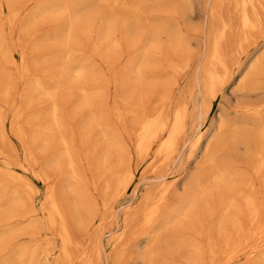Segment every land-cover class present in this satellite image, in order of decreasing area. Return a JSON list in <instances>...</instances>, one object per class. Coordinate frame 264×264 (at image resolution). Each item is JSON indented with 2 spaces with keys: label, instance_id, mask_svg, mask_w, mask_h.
Masks as SVG:
<instances>
[{
  "label": "bare ground",
  "instance_id": "obj_1",
  "mask_svg": "<svg viewBox=\"0 0 264 264\" xmlns=\"http://www.w3.org/2000/svg\"><path fill=\"white\" fill-rule=\"evenodd\" d=\"M81 1L83 2L81 5L82 6L81 8L83 9V11L85 8V11H86V7H87L86 4L90 5V3L92 1L89 3H88V1H90V0H81ZM94 1L96 4L97 2L100 3L102 0H94ZM109 1L110 0H108V2ZM111 1H112L111 2L112 4L113 3L115 4L117 2L116 0H111ZM124 2L127 3L128 1L126 2V0H124L123 3ZM153 2L157 3V4H159L158 2H164L165 4H168V6L165 7V9L167 8L166 9L167 11H161L162 15L154 16L156 18V22L151 21V20L149 22L148 14L151 12H152V14H154V12L157 11V9H156L157 6H155V8H154V9H156V11L151 10V9H153L151 7L153 5L152 4ZM118 3H120V0H118ZM123 3L122 4L120 3L122 7L119 4L120 8L121 9L123 8V11L125 12L124 15L122 12L123 16H120V18L122 20H124V18H125V20L122 22L126 21V16H127V21H128L126 23L130 22L129 16L126 15L129 12L130 14L129 13L128 14L131 15L132 18L136 19V21H138V24H140L141 22L143 23V24L141 23L142 25H140V26L142 29L144 28L143 29L144 34L147 33V35H145V37L146 38L148 37V38L146 39V38H144V35H142V36L140 34L139 35H140V38L141 37L144 38V39H142V40H144V42L143 41L141 42V43H144V44H142L143 46L146 45L144 48H146L147 45L150 46L152 44L157 43V44H159V48H161L160 45L163 46L162 47L163 50L174 51L175 55L170 56V57L168 56L167 58L165 56L166 62L164 59V63H166L165 64L166 69L173 73L172 79L175 76L180 77V76L184 75L188 71V69L191 67V62H192L190 59L191 57L189 58V56L185 55V58H183L184 57V56H182L183 53H182V55L179 53L184 52V51L190 53V49H189L190 47L188 48V46H190L189 44H191L190 43L191 41H194V38L192 36H189L192 38L188 37V35H187L188 31L186 32L187 34H185V32H183L181 29H179V28L175 29L174 26H173V28L171 27L172 29H168V27L171 26L172 21L174 19L177 20L178 18H180L183 20V22L182 21L181 22H182V27H184L183 23L185 25V22L188 21L187 20L188 15L192 18V19L190 18L191 21L196 17L200 18L203 15L204 16L206 15L208 20L210 21V25H209L208 29L205 28V29L209 30V35H208L209 40H208V45H207V52L205 53V56L203 59L204 61H203V63H201L202 65L198 70V72L201 70L199 72V73H201L199 75L200 80L195 84L192 81L194 86H192L191 88L190 87L186 88L185 90H187V91H185V93H182V96L180 97L178 102L175 103L174 106L172 108H170V110L168 109L167 113H165V110H164L165 106L163 108H160L159 110H157L155 112L154 111L151 112V110H150V112H148L145 109L146 105H145V108L143 107L145 99L148 96L147 97L145 96V91L141 89L142 87L139 88L140 86L137 84V83H139L140 80H142V78H139L141 75V70H139L138 67H139V65L141 67V65L144 63V61L147 62V59H149L148 58L149 55L145 54L147 51L144 50L143 54L141 55L140 58H138L137 61H136V59H135V61H131V64L129 67V79L130 80L132 79V80L130 81V83H128V84L126 83L127 85H129L128 96H127L129 108L125 109L126 111L123 110L122 113L120 114V116L125 111L127 113V115L125 114L126 117H124V120H125V118H127L128 115L130 116V119H131L132 131L130 133V138H131L130 140L132 141V144L134 147L132 150V154L130 156L128 155V157H129V161H130V157H131V159L135 162L134 163L135 167H133L132 170L128 169L127 171H124V175L122 174L123 172L121 173V171H123V169L120 170L119 164H118V167H116V168H119L118 173L120 172L122 175L120 174V177L119 176H118L119 178L117 177V179H118L117 182H115L116 180L114 181L116 184H115V188H114L115 189L114 194L111 198L112 200L110 199V201L108 200L106 203L103 204V207H105L104 210L107 211L108 213L107 214L105 213L106 214V215L104 214L105 216L102 213L103 216H101V217H98V216H100L99 213L96 214V216L98 215L97 220L99 222V223H97L96 227H98V224H101L103 222L105 224V221H108L107 218L111 215L110 214L111 210L113 209V205L115 204V201L113 199L114 198L117 199V197L120 194L126 192L129 184L133 180V176L135 174V171L137 170V168H139V166L141 164L147 163L146 166L150 167L148 170L151 169L152 170L151 172L154 171L153 173H155V172L158 173V171H160L161 169L164 170V168L168 167L170 163L174 162V160L181 157L182 153L186 149H187V155H186V160H187L186 163L187 164L186 165L188 166V169H186V171H184L185 169L183 170V172H184V173H182L183 178L181 177L182 180H179V181H181V182H179V186L181 189L184 190V194H187L186 195L187 197H183V200L181 199L182 203H180L179 206H177V207L175 206V208H176V209L174 208L175 210L169 209L171 211L167 210L168 213L166 211V213H167L166 214L167 216L165 215L166 218L163 216L165 218V219L163 218L165 220V222H164V220H162L163 222L160 221V223L162 222L161 224L160 223L155 224L156 220H158V217L165 211L164 207L166 204V200H167V197H169V193L171 191V185H173L172 183L174 182V181L172 183H171V181L168 183L163 182L165 177H164V175L160 174V179L162 182L159 181L160 184L156 185L157 187L159 186L158 188L156 187L157 188L156 194L155 195L153 194V196L148 195L149 196L148 199L146 198L147 205H146V202L144 201L145 202V204L143 203L144 208L140 207L141 210L138 209L139 207L137 208L140 211H133L134 213L131 212V214L129 213L130 215H126V217H124V220L122 219V221H123L122 225L123 226H122L121 231L119 233H117L115 237L113 236L114 238L112 239L111 244L113 245V248L118 249V251L116 252L117 256H115V254L113 255V258H115V261H116V262H114V264H125V259H127L128 254H129V253H127V251H129V250H127V249H129L128 248L129 244H130V246L133 244L134 247L135 246L137 247V245H138L140 248L139 249L140 252L136 253L137 255L134 258V262H133L134 264H237L242 259H244L245 264H264V0H133L132 4H130V2H128V4L123 5ZM149 3L151 5H148ZM5 4H4V6H6ZM8 4H9V2H8ZM15 4H17V3H15ZM73 4H74V2L71 5H73ZM102 4H104V3L102 2ZM106 4H107V0H106V3L104 5H106ZM109 4L107 5L108 8L112 5L111 4L109 6ZM146 4L151 7V8L149 7L150 11L147 9H146L147 11L145 10V8H146L145 6H147ZM207 4H209V9H206ZM46 5H48V4H46ZM49 5H51V4L49 3ZM84 6H86V7H84ZM115 6L117 7L118 5H115ZM119 6H118V8H119ZM10 8H11V6H10ZM159 8L160 7L158 6V9ZM1 9L2 8L0 7V16L3 13V11ZM109 9L107 10V12H110ZM112 9H114V8H112ZM112 9H111V11H112ZM99 10L100 9H98L97 11H99ZM103 10H105V9H103ZM160 10H163V9H160ZM126 11H128V12L126 13ZM100 12L102 13L101 15H103V16L105 15V14H103L102 11H100ZM120 12H118V13H120ZM22 13H23V10H21V9H13V10L8 12L9 17H11V19L14 20L13 23L16 22L15 20L18 17H20ZM111 13L112 12H110L109 14H111ZM156 13H158V12H156ZM107 15L105 18L106 20H108ZM22 16H23V14H22ZM103 16H101V17L103 18ZM9 17H8V19H9ZM21 17L19 18V20L21 19ZM108 18H110V17H108ZM128 18H129V20H128ZM97 20H99V19H97ZM103 20H104V18L102 19V22H104ZM106 20H105V22H106ZM133 20L131 19V21H133ZM111 21H112V23L116 22L113 20H111ZM102 22H101V24H105L104 26L106 27V29H107V27H110V24H108L109 26H107V23H102ZM196 22H198V21H196ZM1 23L2 22H0V24ZM119 23L121 24L120 21H119ZM132 23L130 24L129 27L126 25V27H128V28L125 30V32L123 31L124 36H125V33L127 35H129L127 37L128 39L132 38L133 35L137 36L136 34H133L134 24L132 25ZM117 25H119V24H117ZM124 25H125V23H124ZM100 26L101 25H99V27ZM111 27H114V25H112ZM130 27H132L131 29H133V30H131ZM199 27H201V26L199 25ZM116 28L117 27H115V31H116ZM120 28H122V27H120ZM111 29H109V30H111ZM183 29L185 30L186 26ZM101 30H103V29H101ZM109 30H107V31H109ZM145 30H146V33H145ZM99 31H100V29H99ZM99 31H97L96 33H98ZM118 31H119V29H118ZM30 32H31V30H30ZM112 33L116 34V32H114V30L112 31ZM112 33H111V35H112ZM131 34H133V35H131ZM193 34H194V32H193ZM96 35L98 36V34H96ZM111 35L109 34V36H111ZM195 35H196V33H195ZM206 35H207V33H206ZM109 36H106V39ZM113 37L115 38V36H112V38L111 37L108 38V39L111 38L112 40L111 41L109 40L110 42H108L107 45L110 44L111 47L115 48L120 43L119 42L120 39L118 40V42H119L118 43L117 41L114 40ZM122 38H123V34H122L121 39ZM108 39H107V41H108ZM123 39H126V36ZM132 39H134V38H132ZM195 39H196V37H195ZM102 40H104V38H102ZM102 40H100V42ZM138 40H140V39H137V41ZM126 41H128V43H129L130 40H126ZM134 41H133V43H134ZM95 43L98 44L97 42H95ZM104 43H106V42H104ZM100 44H102V43H100ZM131 44H132V42H131ZM192 44H194V42ZM80 45H81V43H80ZM107 45H105V47ZM93 46L95 47L94 44H93ZM0 47H1V45H0ZM127 49H128V47H127ZM188 49H189V51H188ZM119 53H121V51ZM111 55H112V52H111ZM4 56L6 59V55H4ZM178 56H179V58H178ZM20 57H21L20 59L22 60L21 62L24 61L26 63L25 54L21 53ZM85 58H87V57H85ZM9 59H10V57H9ZM152 60H154V59H152ZM75 63H74V66H75ZM147 63H150V62H147ZM147 63H146V65H147ZM159 64H160V62H159ZM77 65L79 66L78 62H77ZM124 65H125V63H124ZM165 65H162V66H165ZM72 66H73V63L71 65V67ZM81 66L82 65L80 64V67ZM20 67H21V69L22 68L24 69L26 67V65H25V67L23 65ZM80 67H79V70L82 71L84 67H82V68H80ZM75 68H77V67H75ZM25 69H27V68H25ZM29 69H30V66H29ZM29 69H27V70L30 71ZM147 69H149V68H147ZM150 69H153V68H150ZM150 69H149V71H150ZM161 69H163V68H161ZM27 70H25V71L28 73ZM48 70H50V69H48ZM52 70H54V69H52ZM154 70H156V69H154ZM72 71L76 72L75 69H72ZM121 71L122 70H120L119 72H121ZM149 71L147 70V72H149ZM161 71H163V70H161ZM164 71H165V69H164ZM1 72H3V71H1ZM9 72H11V71H9ZM93 72H95V71H93ZM22 73L24 74V72H22ZM53 73H54V71H53ZM79 73L80 72H78V74ZM144 73H145V70H144ZM152 74L153 73L151 72V75ZM49 75H51V74H49ZM76 75H77V73L74 76H76ZM148 75L150 76V74H146V76H148ZM170 75H168V73L166 72L165 77L163 76V79H161V80H162V82L164 81V84H165V82H167V83L170 82ZM56 76H58V75H56ZM0 77H3V79H4L3 75ZM153 78H154V75H153ZM146 79H147V77H146ZM194 79H195V75H194ZM144 80H145V78H144ZM177 80H178V78H177ZM157 81H158V79H157ZM174 81H176V80H173L172 82H174ZM38 82H42V81H37L35 84H33V86L38 91V93L40 95H42L45 92V90H47V88H45L44 83L41 84ZM97 82H95V84ZM14 84L15 83L13 82V78L9 76V77H7L6 81L2 85H0V98L3 101L6 102V100H8L10 98L9 97L10 94L12 95L11 92H13V90L15 89ZM157 85H153V87L157 86ZM169 85L171 86L172 84H169ZM173 85H174V83H173ZM175 85H177L176 82H175ZM191 85H192V83H191ZM56 86H58V85H55V87ZM151 86L152 85H150V92H151ZM188 86H189V84H188ZM160 87L163 88V83H161ZM227 87L230 88L229 92L226 91ZM155 88L156 87H154V89ZM170 89H172V91H173V87L168 88L169 91H170ZM81 90L83 92V93L81 92V94L84 97V99H83V97H81V99L84 100L85 105L87 104L86 107L89 109V116H90L86 120L87 121L86 126H91V124L93 122L92 116L95 115V110H92L91 106L88 107L89 106L88 102L90 101L88 97H89V93H91V92L86 93V91L84 89H81ZM86 90H87V88H86ZM48 92H50V91H48ZM87 92H88V90H87ZM27 94H29V93H27ZM153 94H155V92ZM194 94L200 97L199 104L195 105L193 103L192 96ZM148 95H149V92H148ZM168 95L166 97L169 100L170 97H168ZM42 96H44V94ZM171 96H172V94H171ZM38 97L39 96H37V98ZM62 98L63 97H61V99ZM51 99H53L52 101H54V99L57 101H60L58 98H55V97L50 98V100ZM71 99H73V98H71ZM71 99H70V101H71ZM218 99H219V101L215 106L214 102L217 101ZM29 100H30V98H29ZM85 100H87V101H85ZM232 101H234V103H232ZM78 102H81V101H78ZM124 103H126V101ZM137 103H139L140 109H137ZM44 104H46V103H44ZM53 104H55V102L52 103L53 107H50V109L48 111L49 117H50L49 121H51V124H53V126L54 125L56 126L57 123H60L59 118H62L60 116L61 111H59L62 107L60 108V106L58 105L59 103H57L55 105H53ZM17 105H19V104H17ZM116 105L118 106V104H116ZM11 107H13V106H11ZM161 107H162V105H161ZM57 108H59V110H57ZM79 108H78V110L76 109L77 112L79 111ZM41 109H43V108H41ZM76 110L74 112H76ZM213 110H214L213 115L209 119L210 114ZM35 111H36V109H35ZM70 111H72V110H70ZM117 111H119V110H117ZM117 111L115 110L116 114H117ZM107 112L110 113V110H108ZM82 113H83V111H82ZM72 114H73L72 115V117H73L74 113H72ZM21 115H22V113H21ZM80 115H82V114H80ZM107 115H108V113H107ZM194 115H198L199 120H197L198 121L197 123L194 122ZM35 116L36 117H34V118H37V115H35ZM101 116H103V115H101ZM112 116L114 117V115H112ZM120 116H119V118H120ZM68 117H70V115ZM39 118H40V115H39L38 119ZM94 120H96V118H94ZM49 121L48 120L46 121L47 126L49 125L48 128L51 126L50 124H48ZM126 121H127V119H126ZM206 121H208V122H206ZM114 122L116 123V121H114ZM120 123L122 124L121 121H120ZM126 123H125V125H126ZM204 123H205V125H204ZM16 124H18V123H16ZM30 124H31V122H30ZM46 124L44 126H46ZM127 124H129V122ZM22 125H24V124H22ZM32 125H35V124H32ZM107 125H109V124L107 123ZM3 126H4V124H3ZM41 126H43V125H41ZM47 126L45 128L43 127L44 129H42V131L43 130L46 131ZM109 126H112V124ZM26 128L27 127H25V129ZM39 128H42V127H39ZM80 128H82V127H80ZM127 128L129 129L130 127H127ZM78 129H79V127H78ZM19 130H22V129L19 127ZM42 131H41V133H42ZM65 131H66V129H65ZM88 131H92L91 128ZM102 131H103L102 132L103 136L108 139L109 138L108 134L105 133L104 130H102ZM61 132H59V133H61ZM71 132L73 133V131H71ZM92 132H94V131H92ZM110 132H112V131H110ZM43 133H45V132L43 131ZM59 133L56 132V134H59ZM113 133H112V135H113ZM117 134H116V136H117ZM43 135H41V137H43ZM45 135H47V133ZM4 136H5V134H4ZM72 136H74V134ZM120 137L121 136H119V138ZM116 138H118V137H116ZM42 140L45 141L46 139H42ZM57 140H58L57 142L60 144V146H62L64 149V150L61 149V150H63L62 155L64 153L67 157V160H66L67 162L65 161L66 166L71 168L73 164L75 165V163H73L75 160L74 161L72 160L73 156L71 157V155L69 154V151H68L69 150L68 145L70 144L69 139L67 137H65V135L59 134L57 137ZM91 140L89 142H91ZM113 140H116V139H113ZM117 141H119V139ZM117 141L113 142V144H115V146L118 145V144H116ZM57 142H55V143H57ZM120 145H121V143H120ZM93 146H95V145H93ZM122 146H124V145H121V147ZM124 147L127 148L126 146H124ZM105 148H106V145H105ZM110 148L111 147H109L108 149H110ZM0 149H2V146L0 147ZM47 149H48V147H47ZM116 149H118V148H116ZM240 149H243L242 150L243 152H240ZM82 150H84V149H82ZM111 150H113V148ZM119 150H118V152H120ZM122 150H121V153L125 152V150L124 151H122ZM127 150H129V149L127 148ZM108 151H110V150H108ZM108 151L105 150V153ZM100 152H102V150H100ZM126 152H128V151H126ZM3 153L5 154L7 152H3ZM105 153H104V155L107 154V153L106 154ZM121 153H120V155L116 154V156L119 155V157L121 158ZM111 154H112V152H111ZM62 155H61V157H62ZM65 155H64V157H65ZM84 155H85V152H84ZM102 155H103V153H102ZM124 155H125V153H124ZM80 156H81V154H80ZM112 157H107V158L109 160H110V158L111 159L115 158V157H113V158ZM0 158H1V160H4V161L6 159V158H2L1 155H0ZM29 158H30V156H29ZM107 158H106V160H107ZM104 159H105V157L103 156V160ZM115 159L111 160L112 164L116 163ZM134 159H136V160H134ZM109 160H107V161H109ZM117 160H119V159H117ZM56 161H57V159H56ZM86 161H88V160H86ZM86 161H85V163H86ZM107 161L104 160L102 162H106V165H107ZM111 161H109V164L111 163ZM113 161L115 163H113ZM126 162H128V161H126ZM40 163H41V160H40ZM101 164L104 165V163H101ZM109 164L106 166L105 172L112 174V172H113L112 166L113 165L111 166ZM183 164H185V163H183ZM60 165L61 164L59 163L58 166H60ZM18 166H22V165H18ZM18 166L16 168H18ZM61 166H63V165H61ZM77 167H78V165H77ZM144 167H143V169H146ZM24 168L25 167H23V169ZM73 168H74V166L71 169H73ZM93 168H95V167H93ZM97 168L101 169L100 167H97ZM18 169L20 170V167ZM7 171L8 170L5 171L6 172L5 174L9 175V176H7V180H8V179H11V176ZM77 171H78V169H77ZM98 172H100V171H98ZM32 173L35 174L36 172H32ZM45 173H47V172H45ZM56 173H57V171H56ZM63 173H64V171H63ZM95 173H96V171H95ZM114 173H116V172H114ZM141 173L142 172H140V174ZM5 174H2V175L5 176ZM37 174L40 175V173H38V172H37ZM46 175L48 177H50L51 179L53 178V177L49 176V173ZM46 175L45 176L42 175V176H44L43 179L46 180L48 183L51 182L52 180L48 181V177ZM63 175H65V173ZM98 175H99L98 177H101V174H98ZM17 176L19 177L20 175H17ZM81 176L83 177V175H81ZM8 177H10V178H8ZM34 177H35V175H34ZM74 177H75V175L73 176V178ZM92 177L94 178V176H92ZM95 177H96V175H95ZM19 178H21V176ZM104 178L109 180V178H106L105 176L103 177V179ZM63 179H64V176H63ZM85 179L87 180V178H85ZM178 179H180V178H178ZM3 180H4V177H3ZM23 180H24L23 178L20 179V181H22L24 183L23 185L25 186V187L23 186V189L26 187H30L31 184L30 185L28 184L29 186H27V184L25 185V183L27 182V179H26V182ZM40 181H41V179H40ZM11 182H13V180H11ZM14 182H17V181L14 180ZM47 182L44 181V184ZM97 182L99 183V180ZM52 183H53V181L49 184H51L54 187V185ZM54 183H55V181H54ZM69 183H67V184H69ZM79 183L80 182H78V184ZM101 183L102 182H100V184ZM104 183L106 185H110V184H107V182H105V181H104ZM110 183H111V180H110ZM169 183H171V184H169ZM16 184H18V182ZM86 184H87V182H86ZM100 184L98 186H100ZM84 185H85V183H84ZM95 185L97 186V184H95ZM95 185L93 186V188L96 190ZM52 186H50V187H52ZM98 186H97V188H99ZM69 187H71V186H69ZM107 187L108 186H106L105 189H107ZM27 189L26 190L24 189L25 193L27 192ZM29 189H31V188H29ZM108 189H109V187H108ZM111 189H112V187H111ZM46 190H48V189H46ZM53 190H55V189L53 188ZM53 190L49 189L48 192L45 191V194H47L46 195V197H47L46 199L48 201L47 205L49 206L48 207L45 205L46 207H48L46 210L47 211V219L46 220H47V224H49V226L51 225L52 227L57 228L56 230H58V233H59V237L61 240V246L58 248L59 251L57 254V258L58 259L59 258L66 259L67 261H69L72 257L70 247L77 246V244L75 243L76 241L72 237L73 233L71 234V231H70L71 226L69 227V225H68V223L70 224V221H68V223H67V219H66L67 213L65 211L66 214H64V211L60 206L62 202L60 203L58 201L59 203H57L58 198L56 197L57 195L55 194L56 191L54 192ZM83 190H84V188H83ZM1 191H2V189H1ZM31 191H29V192H31ZM74 191L75 190H73V192ZM85 191L86 190H84L83 192H85ZM109 191L111 193L112 190H109ZM173 191H175V189ZM104 192H105V190H104ZM58 193H60V192H58ZM76 193H78V192H76ZM110 193H109V195H110ZM35 194L36 193H34V195ZM61 194H62V192H61ZM85 194H87V193L85 192ZM81 196L82 195L80 194V199H81ZM107 196H108V194H107ZM87 197H89V196H87ZM142 197H143V195H142ZM105 198H106V196H104V199ZM82 199H83V197H82ZM89 199H90V197L88 198V200ZM93 199L95 200V198H93ZM142 199L143 198H141V200ZM84 201H85V199H84ZM90 201H92V200L90 199ZM84 204L86 205L85 207H88V205H87L88 203H84ZM81 205H83V204H81ZM81 205H79V206L81 207ZM7 207H8V205H7ZM92 207H94V206H92ZM92 207H91V209H92ZM21 208H20V210H21ZM88 209L90 210V207L86 208L84 211L80 210V214H78V215H82L84 212H88ZM123 211H124V214H126L125 213L126 210H123ZM30 212L32 215L33 213H35V210L34 211L31 210ZM30 212H27V213H30ZM76 212H77V210H76ZM95 212H97V211L95 210ZM95 212H94V214H95ZM112 212H113V210H112ZM200 212H203V213H201L202 216L199 214ZM19 214H21V213L19 212ZM88 214L91 215L92 213L91 214L88 213ZM204 214L208 217L207 223H205V222L203 223V220H201V219L205 220ZM26 215H25V217H26ZM188 215H190V217H189L190 219L194 218V220L188 221L189 224L185 225L187 223V221L185 222V224H183L182 220H178V219H182L180 217L187 219ZM199 215L201 216V219L199 218ZM22 216H23V214H22ZM29 216L27 215V217H29ZM92 216H93V220H94V215H92ZM25 217H22V218L26 219ZM96 218H95V220H96ZM68 219H69V217H68ZM73 219H75V218H73ZM83 219H85V218L83 217ZM91 219L92 218H90V220ZM136 220L139 221L138 223L141 224V227L143 230L141 229L142 231L139 233L138 232L136 233V231H134L132 233L130 232V234H129L126 231V229L130 226V223L132 221H136ZM89 224H91V223H89ZM140 224H139V227H140ZM92 225H93V223H92ZM99 226H101V225H99ZM149 228H150L151 232H155V231L158 232V230L160 229L159 230L160 232H164L165 234L169 235L168 237H166L167 236L166 235L165 238H163L165 235L164 233H163L164 235L162 234L163 236L161 234L159 236L157 235L156 239L159 240V242L161 244H163V246H162L163 248L160 247L161 248L160 250L158 249L159 246H155V247L153 246L155 243L153 233H150L149 232L150 230L149 231L146 230ZM127 230L130 231V227ZM243 232H244V234H243ZM126 233H128V234H126ZM134 233H135V235H134ZM103 234H104V230H103ZM151 234H152V236H150ZM30 235H32V233ZM94 235L96 237L97 236L100 237V234H97V235L94 234ZM126 235L127 236L131 235V236L127 237ZM155 235H156V233H155ZM95 236H94V238L96 239ZM88 237H89V235H88ZM131 237H133L132 242L130 240ZM96 242H98V241L95 240V243ZM99 246H100V244L98 245L97 243L95 244V246H93V247L91 246L92 250L90 249L91 250L90 252L87 251L91 254L86 253V254H88V255L85 254V256H87V257H85V256L82 257V259H83L82 264H100L99 259H100L101 251H100ZM133 246H131V247H133ZM84 248H86V247H82V249H84ZM89 248H90V245H89ZM155 248H157L160 252L162 251L163 254L161 253V256H160L159 251L155 250ZM82 249H81V251H82ZM136 249L137 248H135V250ZM20 250H22V249H20ZM32 250H33V248H32ZM86 250H88V248ZM114 251H116V250H114ZM18 253H20V251H18ZM24 253H22V254H24ZM20 254H18V255L22 258V256ZM25 254H26V256H28L27 251ZM25 254L23 255V257L25 256ZM134 255H135V253L133 254V256ZM15 256H17V255H15ZM29 256H31V255L29 254ZM24 258H26L25 261L28 260L27 257H24ZM116 258H117V260H116ZM100 260L102 262V259H100ZM22 261H23V259H22ZM30 261L28 260V264ZM19 262H21V261H19ZM244 263H242V264H244ZM23 264H24V261H23ZM32 264H33V259H32Z\"/></svg>",
  "mask_w": 264,
  "mask_h": 264
},
{
  "label": "rangeland",
  "instance_id": "obj_2",
  "mask_svg": "<svg viewBox=\"0 0 264 264\" xmlns=\"http://www.w3.org/2000/svg\"><path fill=\"white\" fill-rule=\"evenodd\" d=\"M19 1L18 0H0V7L2 8L1 10L3 11L2 15L0 16V22H2L0 24V45L2 47V48L0 47V65H1L0 66L1 67L0 68V76H2V75L4 76V79H3V77H0V82L3 84L6 81L7 77L10 76L13 78V82L15 83L14 84L15 89L13 90V92H11L12 95L10 94V96H9L10 98L8 97L9 99L6 100V102L0 98V125L2 126V127L0 126V131H1L0 132V137H1L0 138V147L2 146V149H0V155L2 156V158H6L5 161L1 160V158H0V219H1L0 220V264H23V261H24V264H26V263L28 264V260L29 261L31 260L29 262V264H32V259H33V264H79V263L82 264L83 263L82 257L85 256L86 253H89L92 250V247L95 246L96 243L98 245L100 244V246H99L100 251H101L100 259H102V262L99 259L100 264L101 263L102 264H114V262H116V261H115V258H113V255L115 254V256H117L116 252L118 251V249L113 248L111 241L116 236V234L121 231L122 226H123L122 225L123 224L122 219L124 220V217H126V215H130L131 212H133V211H140L141 208H144L145 202L147 205L146 198L148 199V197H149L148 195H151V196H153V194L155 195L157 192V188L159 187V186L157 187L156 185H159L160 182H162L160 179V174L164 175V177H165L163 182H165V183H168L170 181H171V183L173 181L174 182L172 183L173 185H171V191L169 193V197H167V200H166V204L164 207L165 211L158 217V220H156L155 224H159L160 221H162L166 218L165 215L168 213L167 210H169V209L175 210L176 209L175 206L177 207V206H179L180 203H182L181 199L183 200V197H187L186 196L187 194H184V190L181 189L179 186V182H181L179 180H182V178H183L182 177V173H184L183 170L185 169L184 171H186V169H188V166L186 165L187 164L186 163L187 162V160H186L187 149H186L182 153L181 157L177 158L176 160H174V162L170 163L168 167L164 168V170L161 169L160 171H158V173H156V172L153 173L154 171L151 172L152 171L151 169L148 170L150 167L146 166L147 163L141 164L139 166V168H137V170L135 171V174L133 176V180L129 184L126 192L120 194L117 197V199L116 198L113 199L115 201V204L113 205V209H112L113 212L111 210V213H110L111 215L107 218L108 221H105L106 225L103 222L101 224H98V227H96L97 223H99L97 220L98 217H101L105 213L106 214L108 213L107 211L104 210L105 207H103V204L106 203L108 200L110 201V199L112 198V196L114 194V190H115L114 189L115 184H116L115 182H117V180H118L117 177L118 176L120 177V174L122 172H123L122 174L124 175V171H127L128 169L132 170L133 167H135L134 166L135 162L131 159V157H130V161H129V157H128V155L130 156L132 154V150L134 147L132 144V141L130 140L131 139L130 133L132 131V123H131L130 116L128 115L127 118H125V120H124V117H126V115H127V113L125 112L126 111L125 109L129 108L128 97H127L129 85H127V84L130 83V81L132 80V79L131 80L129 79V67H130L131 61H135V59L137 61L138 58H140L141 55L143 54L144 50L147 51L145 54L149 55V57H148L149 59H147V62H150V63H147L146 61H144V63L141 65L142 68L140 67V65L138 67V69L141 70V75L139 78H142V80H140L139 83H137V84L140 86L139 88L142 87L141 89L145 91V96L146 97L148 96L145 99L143 107L145 108V105H146L145 109L148 112H150V110H151V112H153V111L155 112V111H157L160 108H163L165 106L164 110H165V113H167L168 109L170 110V108H172L174 106V104L178 102V100L182 96V93H185V91H187L185 89L189 88V87L191 88L192 86H194L195 83H197L200 80L199 75L201 73H199V72L201 70L199 72H198V70L202 65L201 63H203L205 53L207 52V45H208V40H209L208 39L209 38V36H208L209 30H207V29L209 28L210 21L208 20L206 15L205 16L203 15L202 16L203 18L202 17H200V18L196 17L192 21H191L192 18L189 15L188 16L186 15L188 21L185 22V25L183 23L184 27H182L183 20L180 18H178L177 20L174 19L172 21L171 26L168 27V29H172L173 26L175 27V29L179 28L183 32H185V34L188 33L187 34L188 37L192 36L194 38V41H191L190 42L191 44H189L190 46H188V48L190 47L189 48L190 53L185 52V51L179 53L181 55L183 53V55H182V56H184L183 58H185V55L189 56V58L191 57L190 58L192 61L191 67L188 69V71L184 75H182L180 77L175 76L172 79L173 73L166 69V65H165L166 63H164V59H165V56L167 58L168 56L170 57V56L175 55L174 51L163 50V48H162L163 46L160 45L161 48H159V44H157L155 42H154L155 44H152L153 46L147 45V47L144 48L146 45L143 46L142 44H144V43H141V42L142 41L144 42V40H142V39L146 38L145 35H147V33L145 30L146 34H144V31H143L144 28L142 29L140 26L143 23L141 22L142 24L141 23L138 24V21H136V19L132 18L131 15H129L130 13L128 11H126V13L127 12L129 13V14L128 13L126 14L130 18V20H129V18H128V20L131 23L133 22L132 25L134 24V27L131 25L134 29L133 34H136L138 37L131 34V35H133V37L132 36L131 37L134 39H132L130 37H129L130 39H128L127 37L129 35H127L125 33L126 39H123L125 37L123 31L125 32V30L131 24L130 22L126 23V22H128L126 15H125L126 16L125 22H122L125 20V18H124V20H122L120 18V16H123L125 14V12L123 11V8L122 9L120 8V6L124 0L123 1L120 0L121 4L118 3V0H116L117 2L115 4L114 3L112 4L111 0L109 2L107 0L106 5H104L106 3V0H102L100 3L97 2L96 4H95L94 0H90V1H88V3L92 1L90 3V5L86 4L87 7L84 6V7H86V11L84 8L85 12L81 8L82 7L81 5L83 3L81 0H73V1L72 0H43V1L42 0H19ZM127 1L130 2V4L133 3V0H126V2ZM8 2H9V4H8ZM73 2H74V4L71 5ZM102 2L104 4H102ZM128 2L127 3L124 2L123 5L128 4ZM15 3H17V4H15ZM49 3L51 5H49ZM158 3L159 4L154 3V2L152 3L153 5L151 7L153 9H151V10L156 11V9H157L156 12H158V13H156V12H154V14H152V12L149 13L148 14L149 22H150V20L156 22V18L154 16H156V15L160 16V15H162L161 11H167L166 10L167 8L165 9V7H167L168 4H165L164 2H158ZM4 4L6 6H4ZM46 4H48L50 7ZM108 4H109V6L112 4L111 5L112 7L111 6L109 7L110 9L107 6ZM119 4H120V6H119ZM115 5H118L119 8H118V6L116 7ZM148 5H151V4L149 3ZM148 5L145 6L146 8L145 7L144 8H145V10L147 9L150 11L151 7ZM10 6H11V8H10ZM155 6H157L156 9H154ZM158 6L160 7L159 9H158ZM112 8H114V9H112ZM13 9L23 10V13H22L23 16L21 14V16H22V17L20 16L21 19L19 20L20 17H18L15 20L16 21L15 23H13L14 20H12L8 14V12L13 10ZM98 9H100V10L97 11ZM103 9H105V10H103ZM108 9L110 12H112L111 14H109L110 12H107ZM111 9H112V11H111ZM160 9H163V10H160ZM206 9H209V4L206 5ZM100 11H102L103 14H105V15L104 16L101 15L102 13ZM118 12H120L121 14ZM122 12H123V15H122ZM106 15L108 17H110V18L107 17V19L109 21L105 19ZM101 16H103L104 22H102L103 18ZM8 17H9V19H8ZM97 19H99V20H97ZM131 19L132 20L134 19L135 21L134 20L131 21ZM105 20H106V22H105ZM111 20L116 21V22H113L114 23L113 24ZM100 21L102 23H107V26H109L108 24H110V27H107V29H106V27L104 26L105 24H101ZM119 21L121 22V24L119 23ZM196 21H198V22H196ZM124 23H125V25H124ZM117 24H119V25H117ZM99 25H101V26L99 27ZM112 25H114V27H111ZM126 25L128 27H126ZM199 25L201 27H199ZM185 26H186V29L184 30L183 28H185ZM115 27H117L119 29V31L117 28L115 31ZM120 27H122V28H120ZM132 27H130V29ZM205 28H207V29H205ZM99 29L101 32L99 31ZM101 29H103V30H101ZM109 29H111V30H109ZM133 29H131V30H133ZM30 30L32 33L30 32ZM107 30H109V31H107ZM113 30H114V32H116V34L112 33ZM97 31H99V32L96 33ZM193 32H194V34H193ZM111 33H112V35H111ZM195 33H196V35H195ZM206 33H207V35H206ZM96 34H98V36ZM109 34L111 36H109ZM122 34H123V38L121 39ZM139 34L141 36L144 35V38L143 37L140 38ZM106 36H109L111 38H112V36H115L116 39L114 37L113 38L117 42L120 39L119 40L120 43L118 42L120 45L118 44L117 47H115V48L111 47L110 44L107 45V43L110 42L112 39L111 38L108 39L109 38L108 37L107 38L108 41H107ZM192 37H189V38H192ZM195 37H196V39H195ZM102 38H104V40H102ZM137 39H140V40L137 41ZM100 40H102V41L100 42ZM121 40L122 41L124 40V41L122 42ZM126 40H130L129 43ZM133 41H134V43H133ZM95 42H97L98 44H96ZM104 42H106V43H104ZM131 42H132V44H131ZM193 42H194V44H192ZM80 43L82 46L80 45ZM100 43H102V44H100ZM93 44L95 45V47L93 46ZM105 45H107V46L105 47ZM127 47H128V49H127ZM189 49H188V51H189ZM120 51H121V53H119ZM111 52H112V55H111ZM21 53L25 54L26 60L25 59L24 60L26 61V63L24 61H23L24 63L21 62L22 61L20 59ZM4 55H6L7 60L5 59ZM9 57L11 60L9 59ZM85 57H87V58H85ZM178 58H179V56H178ZM152 59H154V60H152ZM77 62L79 63V66L77 65ZM159 62H160V64H159ZM165 62H166V59H165ZM72 63H73V66L71 67ZM74 63H75V66H74ZM124 63H125V65H124ZM146 63H147V65H146ZM80 64L82 65L81 67H80ZM22 65L24 67L26 65L25 68H27V69H29V66H30V69H29L30 71H28L25 68L21 69L20 66H22ZM162 65H165V66H162ZM75 67H77L78 69ZM79 67L80 68L84 67L82 71L85 74L81 70H79ZM160 67L163 69H161ZM147 68H149V69L153 68V69H150V71H149V69H147ZM159 68L163 71H161ZM46 69L47 70L50 69L51 71L50 70L47 71ZM52 69H54V70H52ZM72 69H75L76 72H73ZM154 69H156V70H154ZM164 69H165V71H164ZM25 70H27L28 73ZM120 70H122V71L119 72ZM144 70H145V73L150 74L151 77L149 75L146 76V74L144 73ZM147 70L149 72H147ZM1 71H3L4 73ZM9 71H11V72H9ZM53 71H54V73H53ZM93 71H95V72H93ZM22 72H24V74ZM78 72H80L81 74L80 73L78 74ZM151 72L153 73L152 75H151ZM166 72L168 73V75L171 74L170 75V82L171 83L165 82V84H164V81L162 82L161 79H163V76L165 77ZM74 73L75 74L77 73V75L74 76L75 75ZM49 74H51V75H49ZM55 74L58 76H56ZM153 75H154V78H153ZM194 75H195L196 80L194 79ZM146 77H147V79H146ZM144 78H145V80H144ZM177 78H178V80H177ZM157 79H158V81H157ZM173 80H176V81L172 82ZM35 81L36 82L42 81V82H38V83H41V84L44 83L45 84V85L44 84L43 85L45 86V88H47V90H45V92L43 93L44 96H42L43 94L40 95L38 93V91L35 89V87L33 86V84L36 83ZM189 81L192 83V85ZM192 81L194 82V84ZM95 82H97V83L95 84ZM175 82L177 85H175ZM1 83H0V85H2ZM161 83H163V88L160 87ZM173 83H174V85H173ZM157 84L158 85L160 84V85L158 86ZM169 84H172V85L170 86ZM188 84H189V86H188ZM55 85H58V86L55 87ZM150 85H152L151 86V92L152 93L150 92ZM153 85H157V86H154L157 89L156 88L154 89ZM169 87L170 88L173 87V91H172V89H170V91H169L168 90ZM86 88H87L88 92H87ZM81 89H84L86 91V93L91 92V93H89V97H88L90 101L87 99L89 101L88 107L91 106L92 110H95V115L92 116L93 122H92L91 126H86V124H87L86 120L90 116H89V109L86 107L87 104L86 105L84 104V100H83L84 97L81 94V92H82ZM229 90H230V88L227 87L226 91L229 92ZM48 91H50V92H48ZM153 91L155 92V94H153L154 93ZM162 91L163 92L165 91L164 92L165 94ZM148 92H149V95H148ZM27 93H29V94H27ZM170 93L172 94V96ZM195 94L192 96V101L196 105V104H199L200 97L195 95ZM167 95H168V97H170L171 100L170 99L168 100V98L166 97ZM37 96H39V97L37 98ZM48 96L50 98H52V97L58 98L60 101H57L55 99H54V101H52L53 99L50 100V98ZM61 97H63V98L61 99ZM81 97H83V99H81ZM29 98H30V100H29ZM71 98H73V99H71ZM70 99H71V101H70ZM87 100H85V101H87ZM50 101L52 103L55 102V104L59 103L58 105L60 106V108L62 107L61 108L62 110L61 109L59 110V108H57V110L61 111L60 116L62 118H59L60 123H57L56 126L55 125L53 126V124H51V121H49L50 117H49L48 111H49L50 107H53L52 103ZM78 101H81V102H78ZM125 101H126V103H124ZM218 101H219V99L214 102L215 106L218 103ZM44 103H46V104H44ZM232 103H234V101H232ZM17 104H19V105H17ZM55 104H53V105H55ZM116 104H118V106ZM138 105H139V103H137V109H140V105L139 106ZM161 105H162V107H161ZM11 106H13V107H11ZM41 108H43V109H41ZM78 108H79V111L77 112ZM35 109H36V111H35ZM74 109L75 110L77 109L76 112H74L75 111ZM114 109L116 111L119 110V111H117V114H116ZM70 110H72V111H70ZM108 110H110V113L107 112ZM123 110H125V111L120 116V114L122 113ZM82 111H83V113H82ZM213 112H214V110L211 112L209 119L213 115ZM21 113H22V115H21ZM72 113H74L73 117H72V115H73ZM107 113H108V115H107ZM38 114L40 115L39 119H38V117H39ZM78 114L79 115L82 114V115L79 116ZM35 115H37V118H34V117H36ZM69 115H70V117H68ZM101 115H103V116H101ZM112 115H114V117ZM119 116H120V118H119ZM94 118H96V120H94ZM126 119H127V121H126ZM47 120L49 121L48 124L51 125L49 128H48L49 125L47 126V124H46ZM197 120H199L198 115H194V122L197 123L198 122ZM114 121H116V123ZM120 121L122 122V124L120 123ZM30 122H31V124H30ZM126 122L127 123L129 122V124H127ZM206 122H208V121H206ZM16 123H18V124H16ZM21 123L24 125H22ZM107 123L109 125L112 124V126L107 125ZM125 123H126V125H125ZM3 124H4V126H3ZM32 124H35V125H32ZM45 124L47 126V128H46L47 132L45 130H43L45 132V133H43L42 129H44L46 127V126H44ZM41 125H43V126H41ZM204 125H205V123H204ZM19 127L22 130H19ZM25 127H27V128L25 129ZM39 127H42V128H39ZM78 127H79V129H78ZM80 127H82V128H80ZM127 127H130L129 128L130 130ZM90 128L94 132L88 131V130H90ZM65 129H66V131H65ZM102 130H104L105 133L108 134V137H109L108 139L103 136ZM41 131H42V133H41ZM55 131L58 133L62 131L59 134L65 135V137H67L69 139V142L71 145L70 144L68 145V147H69L68 151H69V154L71 155V157L73 156L72 160L73 161L75 160L73 162V163H75V165L74 164L72 165V167L74 166V168H73L74 170L71 169L72 167L70 168V167L66 166L65 161L67 160V157L64 153L62 155V152L64 149L57 142L58 141L57 137L59 134H56ZM71 131H73V133ZM110 131H112V132H110ZM46 133L48 136L45 135ZM112 133H113V135H112ZM4 134H5V136H4ZM73 134H74V136H72ZM116 134H117V136H116ZM41 135H43V137H41ZM119 136H121V137L119 138ZM116 137H118V138H116ZM41 138L46 139V140L43 141ZM113 139H116V140H113ZM118 139H119V141H117ZM90 140H91V142L92 141L93 142L92 143L89 142ZM115 141H117V143H116V144H118L117 146H115V144H113V142H115ZM55 142H57V143H55ZM120 143H121V145L126 146L129 150H127V148H125L124 146L121 147ZM93 145H95V146H93ZM105 145H106V148H105ZM108 146L111 148L108 149L109 148ZM47 147H48V149H47ZM95 147L96 148L98 147V148L96 149ZM112 148H113V150H111ZM116 148H118V149H116ZM61 149H63V150H61ZM82 149H84V150H82ZM100 150H102V152H100ZM105 150H107V151L110 150L112 152V154L110 151L106 152L107 153L106 154ZM118 150L120 152H118ZM121 150L122 151L125 150V152L121 153ZM242 150L243 149H240V152H243ZM2 151L7 152V153L4 154ZM126 151H128V152H126ZM84 152H85V155H84ZM102 153H103V155H102ZM104 153L106 155H104ZM120 153H121V158L119 157ZM124 153H125V155H124ZM80 154H81V156H80ZM116 154H119V155L116 156ZM61 155H62V157H61ZM64 155H65V157H64ZM29 156H30V158H29ZM103 156L105 157V159H104L105 161L109 160L107 157L113 156L116 158L115 159L112 157L113 159L110 158V160H109V161H111V160L115 159L116 163L113 161V163H115V164H112V161L109 164V161H107V165L108 164L111 166L113 165L112 166L113 167L112 174L105 172V168L107 165H106V162H102V161H104ZM55 158L57 159V161ZM106 158H107V160H106ZM117 159H119V160H117ZM40 160H41V163H40ZM86 160H88V161H86ZM134 160H136V159H134ZM85 161H86V163H85ZM126 161H128V162H126ZM59 163L61 165H63L64 167L61 165L58 166ZM101 163H104V165ZM183 163H185V164H183ZM118 164H119L120 170L123 169V171H121V173L120 172L118 173L119 168H116V167H118ZM18 165H22V166H18ZM77 165H78V167H77ZM17 166H18V168L20 167V170L18 168H16ZM23 167H25V168L23 169ZM93 167H95V168H93ZM97 167H100L101 169H98ZM143 167L146 169H143ZM77 169H78V171H77ZM6 170H8L7 172L11 176V179H8L9 181L7 180V176H9V175L5 174ZM56 171H57V173H56ZM63 171H64L65 175L67 174L66 176L63 175L64 174ZM95 171H96V173H95ZM98 171H100V172H98ZM32 172H36V173L33 174ZM37 172L40 173V175L37 174ZM45 172H47V173H45ZM114 172H116V173H114ZM140 172H142V173L140 174ZM48 173H49V176L53 177L54 179L53 178L51 179L50 177H48L46 175ZM2 174H5L6 177L3 176ZM73 174L75 175L74 178H73V176H74ZM98 174H101V177H98L99 176ZM17 175H20L21 178L24 179L23 181H25V182L27 179V182L25 183V185L27 184V186H29L31 184L30 187L24 188L25 190L27 188L28 189L31 188L29 190L27 189V192H26L27 194L25 193V191L23 189L24 183L22 181H20L21 178H19L20 176L18 177ZM34 175H35V177H34ZM42 175H44V176L46 175L48 177V181L52 180L53 181L52 184L54 185V187L51 184H49L52 181L48 183L46 180L43 179L44 176H42ZM81 175H83V177ZM91 175L94 176V178ZM95 175H96V177H95ZM2 176L4 177V180H3ZM63 176H64V179H63ZM102 176L109 178V180L105 179V178L103 179ZM177 177L180 179H178ZM8 178H10V177H8ZM85 178H87L88 181ZM40 179H41V181H40ZM11 180H13V182H14V180L17 181L18 184H16L17 182H14V183L11 182ZM43 180L47 183L44 184ZM98 180H99V183L97 182ZM110 180H111V183H110ZM54 181H55V183H54ZM104 181L110 185H106L104 183ZM78 182H80V183L78 184ZM86 182H87V184H86ZM100 182H102V183L100 184ZM67 183H69V184H67ZM84 183H85V185H84ZM171 183H169V184H171ZM95 184H97V186L100 184V186H98L99 188H97V186ZM94 185L96 186L95 187L96 190L93 188ZM105 185L108 186L109 189H108V187H107V189H105V187H106ZM50 186H52L55 190H53V188ZM69 186H71V187H69ZM111 187H112V189H111ZM83 188H84V190H86L85 192L87 194H85V192H83L84 191ZM1 189H2V191H1ZM46 189H48V190L51 189L54 192L56 191L55 194L57 195L56 197L58 198L57 203H59V202L63 203V204L61 203L60 206L63 209L64 214L67 213L66 214L67 223H68V221H70V224L68 223V225H69V227L71 226L70 231H71V234L73 233L72 237L76 241L75 243L77 244V246L70 247L72 257L69 261H67L66 259H61V258L58 259L57 258V254L59 251L58 248L61 246V240L59 237L58 230H56L57 228H54L51 225L49 226V224H47V220H46L47 219V211L46 210L49 206L47 205V203H48V201L46 199L47 194H45V191L48 192V190H46ZM174 189H175V191H173ZM73 190H75V191L73 192ZM104 190H105V192H104ZM109 190H112L111 193ZM29 191H31L32 193ZM33 192L36 194L34 195ZM58 192H60V193H58ZM61 192H62V194H61ZM76 192H78V193H76ZM109 193H110V195H109ZM80 194L82 195L81 199H80ZM107 194H108V196H107ZM86 195L89 196L92 201H90V199L88 200L89 197H87ZM142 195H143V197H142ZM104 196H106L105 199H104ZM82 197H83V199H82ZM93 198H95V200ZM141 198H143L144 200L142 199L143 200L142 201ZM84 199H85V201H84ZM84 203H88L87 205H88V207H90V210L88 209V212H84L85 213V214L83 213L84 215L83 214L78 215V214H80V210L84 211L86 208H88V207H85L86 205ZM81 204H83V205H81ZM7 205H8V207H7ZM45 205L48 207H46ZM79 205H81V207ZM92 206H94V207H92ZM91 207H92V209H91ZM20 208H21V210H20ZM137 208L140 210H138ZM31 210H33V211L35 210V213H33L32 215L30 212ZM76 210H77V212H76ZM95 210L97 212H95ZM123 210L127 211V212L125 211L126 214H124ZM65 211H66V213H65ZM166 211H167V213H166ZM169 211H171V210H169ZM19 212L21 214H19ZM27 212H30V213H27ZM94 212H95V214H94ZM88 213H90V214L92 213V214L89 215ZM98 213L100 216L97 215L98 216L97 217L96 214H98ZM102 213H103V215H102ZM201 213H203V212H200L199 214L201 215ZM22 214H23V216H22ZM24 214L25 215L27 214L28 216L29 215L30 216L27 217V215H26V217H25ZM92 215H94V220H93ZM200 215H199V218L201 219L202 215L201 216ZM22 217H25L26 219H24ZM68 217H69V219H68ZM83 217L85 219H83ZM189 217H190V215H188V217H187L188 220L186 218H183V217H180L182 219H178V220H182L183 224H185V222L187 221V223L185 224V225H187V224H189V222H188L189 220H191V221L194 220V218L190 219ZM204 217H205L206 221L204 219H201V220H203V223L204 222L207 223L208 217L205 214H204ZM73 218H75V219H73ZM90 218H92V219L90 220ZM95 218H96V220H95ZM83 222L84 223L86 222L87 224L86 223L84 224ZM138 222H139L138 220L132 221L130 223V226H129L130 231L127 230V229H129V227L126 229V231L129 234H130V232L132 233L134 231H136V233L141 232L143 229L141 227V224ZM164 222H165V220H164ZM89 223H91V224H89ZM92 223H93V225H92ZM139 224H140V227H139ZM99 225H101L102 227ZM103 230H104V234H103ZM146 230L149 231L150 228L146 229ZM159 230H158V232L157 231L151 232V230L149 232L153 233V236H154L155 243L153 246L154 247L159 246L158 249L160 250L161 248H163L162 247L163 244H161L159 242V240L156 239V237H157V235L158 236L160 234L162 235L164 232H160ZM31 233H32V235H30ZM128 233H126V234H128ZM155 233H156V235H155ZM92 234L93 235L94 234H96V235L100 234V237L99 236L96 237L94 235L96 237V239H95ZM243 234H244V232H243ZM88 235H89V237H88ZM134 235H135V233H134ZM166 235L167 234H165L163 238H165ZM130 236H127V237H130ZM150 236H152V234ZM168 236L169 235H167L166 237H168ZM132 238L133 237L130 238L131 242H132ZM95 240H97L98 242L95 243ZM89 245H90V248H89ZM129 246H130V244H129ZM129 246H128L129 249H127L129 251H127V253H129L130 255L128 254L127 259H125V264H134L133 263L134 258L137 255L136 253L140 252V250H139L140 248L138 245H137V247L136 246L134 247L133 244L131 246H133L134 248L131 246L129 247ZM82 247H86V248L82 249ZM32 248H33V250H32ZM87 248H88V250H86ZM135 248H137L138 250L136 249L137 250L136 251ZM20 249H22V250H20ZM81 249H82V251H81ZM158 249L155 248V250L159 251ZM114 250H116V251H114ZM18 251H20V253L22 251H23L22 253H24V252L26 253V251H27V255L29 256V254H30L31 256L28 257L24 253L25 254L24 257H27V259H28L27 261H25L26 258L23 257L24 254H22V253L20 254V253H18ZM87 251H89V252H87ZM17 253L20 254L22 256V258ZM134 253H135V255L133 256ZM161 253L163 254L162 251L161 252L159 251L160 256H161ZM89 254H91V253H89ZM15 255H17V256H15ZM86 255H88V254H86ZM85 257H87V256H85ZM22 259H23V261H22ZM116 260H117V258H116ZM19 261H21L22 263ZM244 262H245L244 259H242L237 264H242Z\"/></svg>",
  "mask_w": 264,
  "mask_h": 264
}]
</instances>
